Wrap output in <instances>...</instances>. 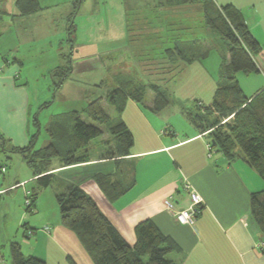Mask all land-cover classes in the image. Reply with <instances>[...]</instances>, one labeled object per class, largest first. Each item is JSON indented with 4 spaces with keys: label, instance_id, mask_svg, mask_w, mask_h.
<instances>
[{
    "label": "crops",
    "instance_id": "1",
    "mask_svg": "<svg viewBox=\"0 0 264 264\" xmlns=\"http://www.w3.org/2000/svg\"><path fill=\"white\" fill-rule=\"evenodd\" d=\"M9 1V10H0V20L7 19L0 35L4 55L0 54V135L7 141L6 149L9 144L23 148L33 137L29 129L31 98L26 84L20 82L21 59L17 55L27 41L21 31H14L16 26L35 20L38 13L20 16L19 0ZM214 1L218 6L231 5L238 10L262 48L256 57L259 72L237 76L244 95L252 99L264 91V0ZM187 38L192 50L191 45L199 41V36ZM31 39L33 43L36 37ZM13 51V57L8 58L6 54ZM72 60L75 66L86 64L89 59ZM143 106L129 99L119 118L134 136L129 156L110 157L104 149L79 165L62 167L55 161L51 173L56 176L58 187L39 190L31 213L26 200L37 188L28 187L36 181L33 171L0 174V264H12L13 243L20 244L26 257H38L46 264H94L76 234L61 224L56 195L70 184L80 186L94 199L132 247L137 226L151 220L178 247L169 256L177 264H264V250L258 248L264 243V233L250 213L251 194L264 191V180L258 172L240 154L229 160L213 149L209 156V134H203L182 107L171 103L156 112L151 103ZM100 176L119 179L124 184L134 177L136 183L118 200L110 202L97 182ZM186 185L203 200L192 225L178 223L164 205V200L170 199L176 210L189 208L191 199Z\"/></svg>",
    "mask_w": 264,
    "mask_h": 264
},
{
    "label": "rangeland",
    "instance_id": "2",
    "mask_svg": "<svg viewBox=\"0 0 264 264\" xmlns=\"http://www.w3.org/2000/svg\"><path fill=\"white\" fill-rule=\"evenodd\" d=\"M170 1L39 0L42 10L34 15L36 21L30 19L14 31H21L27 41L17 55L21 59L20 82L26 84L31 98L29 129L32 136L37 135L35 149L50 144L48 130L55 119L71 128L73 115L79 112L85 121L92 122L84 111L92 101L105 98L117 87L115 71L124 77L132 76L141 84L158 85L170 104L207 116L198 106L203 102L205 107H211L218 90L225 87L221 67L228 55L227 41L206 26L200 3L177 7ZM9 5V0H0V10L8 11ZM6 22L5 18L0 20V35ZM194 34L199 36V43L191 45V51L183 52L179 46ZM180 51L184 54L180 55ZM110 53H120L118 64L111 63L113 58L104 59ZM0 54L4 56L1 50ZM14 54L15 51L6 55L12 58ZM71 57L89 60L75 66L72 61L73 72L67 77L64 75L71 66ZM155 102L156 94L148 89L146 105L154 106ZM105 109L114 123L119 120L108 103ZM205 119L206 124L217 120L213 115ZM107 128L104 126L105 133L91 141V156L108 148L107 143H114ZM10 147L13 144L0 153L1 165L9 172H32L25 158L12 153ZM37 185L35 181L28 187ZM55 187L56 182L51 188ZM47 192L51 193V189ZM45 201L48 208V199Z\"/></svg>",
    "mask_w": 264,
    "mask_h": 264
},
{
    "label": "trees",
    "instance_id": "3",
    "mask_svg": "<svg viewBox=\"0 0 264 264\" xmlns=\"http://www.w3.org/2000/svg\"><path fill=\"white\" fill-rule=\"evenodd\" d=\"M170 2L177 7L200 3L206 26L225 39L228 46V55L221 67L225 87L218 90L211 107H205L203 104L198 106L202 107L199 109L207 116H216L217 120L206 124L207 116L194 112H188L189 119L203 134L209 132L213 149H217L229 160H235L239 156V151L242 152L245 162L264 180V91L250 99L244 95L237 82L240 73L259 72L256 63V57L262 51L259 42L245 23L243 15L231 5L218 6L214 0ZM17 8L20 16H28L42 10L39 0H19ZM177 38L179 37L175 39ZM189 46L190 44L185 41L179 48L184 49L183 52L191 51ZM167 51L171 61V50ZM183 52L180 51L179 54L183 55ZM119 54L110 53L104 59L109 61L113 58L111 63L118 64ZM72 59L71 57V66L64 76L68 77L73 72ZM117 73L118 71H115L113 74L117 87L105 98L99 97L92 101L84 111V115L92 122L85 121L79 112H75L74 127L70 128L57 119L51 122L48 130L51 142L47 147L35 149L37 135H34L26 147L10 149L12 153L21 154L25 158L38 182L37 188L28 197L31 202L30 206L26 205L28 212L35 209L39 190L57 182L56 176L51 173L55 161L62 167L90 161L89 145L92 140L105 133L104 126L108 127V134L114 138L113 144L107 143V147L111 146L113 149L106 148V155L127 157L131 154L134 145L132 132L124 121L119 119L114 123L112 115L105 109V103L121 116L129 99L145 106L149 89L156 94L154 111L160 112L170 106L166 93L160 86L141 84L132 76L124 77ZM229 118L231 119L222 123ZM36 125L39 126V123L36 122ZM6 143V139L0 135V149L3 152L7 151ZM5 169L7 172L6 167ZM5 173L0 171L1 175ZM97 182L108 200L115 202L135 186L136 180L133 177L128 184H124L122 180L113 181L111 178L100 176ZM56 199L61 224L76 234L94 264H177L169 256L178 251V247L153 221L146 220L137 226L136 243L132 247L102 213L94 199L80 186L75 184L66 186L57 193ZM250 213L260 231L264 233V191L251 194ZM11 257L12 264H46L38 257H26L18 243L11 245Z\"/></svg>",
    "mask_w": 264,
    "mask_h": 264
},
{
    "label": "built area",
    "instance_id": "4",
    "mask_svg": "<svg viewBox=\"0 0 264 264\" xmlns=\"http://www.w3.org/2000/svg\"><path fill=\"white\" fill-rule=\"evenodd\" d=\"M199 105H201V103ZM231 118H229L227 120H224L222 123L227 122ZM207 133H209V132H207ZM207 147H208V151H209V156H211L212 155V151H213L211 142H209ZM0 171H1V173H5L6 172L5 167H1ZM185 189L189 192L190 199H191V206L189 208L182 209V210H176L175 204L170 199H165L164 200V205H165V208H166L167 212H169L171 214V216L178 223H180L182 225H192L195 222V220L198 217V215L200 214V212H201L203 200L200 197V195L191 188V186L186 185ZM30 204H31V202L27 198L26 205L30 206ZM49 229H50L49 227L46 228L47 231H49ZM258 248L260 250H264V243H261L258 246Z\"/></svg>",
    "mask_w": 264,
    "mask_h": 264
},
{
    "label": "water",
    "instance_id": "5",
    "mask_svg": "<svg viewBox=\"0 0 264 264\" xmlns=\"http://www.w3.org/2000/svg\"><path fill=\"white\" fill-rule=\"evenodd\" d=\"M0 18H1V15H0Z\"/></svg>",
    "mask_w": 264,
    "mask_h": 264
}]
</instances>
